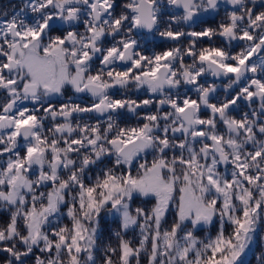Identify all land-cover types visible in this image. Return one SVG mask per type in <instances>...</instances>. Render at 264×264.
Masks as SVG:
<instances>
[{"label": "snow or ice", "instance_id": "6c2138e0", "mask_svg": "<svg viewBox=\"0 0 264 264\" xmlns=\"http://www.w3.org/2000/svg\"><path fill=\"white\" fill-rule=\"evenodd\" d=\"M4 17L0 264H251L264 0H23Z\"/></svg>", "mask_w": 264, "mask_h": 264}, {"label": "trees", "instance_id": "16d2710c", "mask_svg": "<svg viewBox=\"0 0 264 264\" xmlns=\"http://www.w3.org/2000/svg\"><path fill=\"white\" fill-rule=\"evenodd\" d=\"M1 7V6H0ZM18 11V9L16 10ZM1 16V14H0ZM141 203L140 200L136 201V204L139 205ZM151 202L149 201V204ZM135 206V205H134ZM106 219V223L102 222V225L105 229H107L106 231H104V244H108L111 243L113 245L116 244V238L114 236H111V239H109V236L111 235L112 231L115 229L116 225L112 223V217L108 216L105 218ZM129 237H133L135 234L133 232H129ZM201 235H203V233H201ZM252 252H250L248 254V259L251 261V264H259L258 260L256 259L257 256H259L262 252H264V244L261 245H256L254 244L252 246ZM102 255L101 253H98V257ZM98 264H99V260H98Z\"/></svg>", "mask_w": 264, "mask_h": 264}, {"label": "flooded vegetation", "instance_id": "af4514ba", "mask_svg": "<svg viewBox=\"0 0 264 264\" xmlns=\"http://www.w3.org/2000/svg\"><path fill=\"white\" fill-rule=\"evenodd\" d=\"M11 1H16L17 2V0H0V2H2V7H3V9H1V11L2 12H5V13H7L8 12V10H9V12H10V14H11V11H16L14 8L15 7H12L13 5H15V4H12V5H10L11 4ZM22 2H23V0H21L20 1V6H22ZM170 11H176V10H170ZM1 14V13H0ZM2 16V15H1ZM223 16V11H221V15L220 16H218V17H216V20L217 21H219L220 19H221V17ZM0 18H7V17H0ZM203 26H205V25H202L201 27H203ZM218 42V41H217ZM156 43L157 44H163V46L164 47H167L168 45L167 44H164L162 41H160V40H157L156 41ZM213 78H211V77H209V80H212ZM217 83H219V81H217Z\"/></svg>", "mask_w": 264, "mask_h": 264}, {"label": "rangeland", "instance_id": "374dc122", "mask_svg": "<svg viewBox=\"0 0 264 264\" xmlns=\"http://www.w3.org/2000/svg\"><path fill=\"white\" fill-rule=\"evenodd\" d=\"M20 1H21V0H17V2H16V1H11V4H10V5L15 4V5H13L12 7H15V8H14L15 10H17V9L19 10L20 7H21V6H20ZM1 5H2V2H0V6H1ZM1 9H3L2 6L0 7V13H1V15H2V16H0V17H3L5 12H2ZM15 12H16V11H11V14H10V12H9V10H8L7 13H8V16L10 17V16H11L12 14H14Z\"/></svg>", "mask_w": 264, "mask_h": 264}]
</instances>
